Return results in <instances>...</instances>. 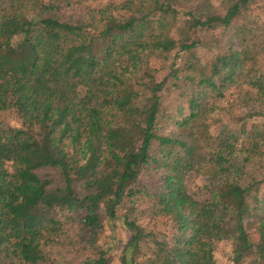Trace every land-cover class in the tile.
<instances>
[{"label":"trees","instance_id":"1","mask_svg":"<svg viewBox=\"0 0 264 264\" xmlns=\"http://www.w3.org/2000/svg\"><path fill=\"white\" fill-rule=\"evenodd\" d=\"M83 2L0 0V264H264L258 0Z\"/></svg>","mask_w":264,"mask_h":264},{"label":"rangeland","instance_id":"2","mask_svg":"<svg viewBox=\"0 0 264 264\" xmlns=\"http://www.w3.org/2000/svg\"><path fill=\"white\" fill-rule=\"evenodd\" d=\"M124 1L126 0H84V2L80 7L70 9L65 13V16L71 19H80L81 17L84 16L87 9H91L99 5L105 6L106 4H113L115 6L113 13L119 15L124 12L119 9L117 10V8L119 7L120 3ZM252 14L254 15V18L257 19L259 23L261 22L260 24L264 26V7L262 0H258V3L252 9ZM237 44H238V39L234 37L232 42L230 43V46L235 49L237 47ZM216 103L218 104V109L215 111L214 114L211 115L209 119L211 122V127L209 130L210 133L212 134H215L219 131L220 125H226L229 122V117L232 116V113L241 116V114L247 111V108H237L234 109L233 112L230 114L229 110H231V107L229 106V103L225 104V102H223V99L221 98ZM4 119L7 122V124L11 126L18 125L16 117L12 112L8 115H5ZM252 121L256 122L257 120L252 119ZM169 131H170V127L167 128L166 133H168ZM186 183L188 190L191 193H193V195L197 199L204 200L207 197V192L205 190L207 181L203 177L201 176L189 177L186 180ZM260 193L264 195V184L261 187ZM156 228L159 231L164 232L168 235H171L173 233L171 227L166 226L164 222L161 220H158L156 222ZM108 231L109 230L107 229L102 241L105 243L104 244L105 246L110 247V249H112V254L114 259L111 264H118L116 258L119 255L122 245L125 243L127 239V234L124 232V230L118 227L113 229L112 232H110L112 233L111 236L110 233H108ZM250 239L255 242L257 241L258 236L252 233L250 234ZM229 253H230V247L227 243L219 244L214 253V259L216 264H229L228 262Z\"/></svg>","mask_w":264,"mask_h":264}]
</instances>
